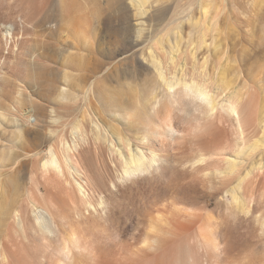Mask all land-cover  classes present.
Wrapping results in <instances>:
<instances>
[{
  "label": "rangeland",
  "instance_id": "374dc122",
  "mask_svg": "<svg viewBox=\"0 0 264 264\" xmlns=\"http://www.w3.org/2000/svg\"><path fill=\"white\" fill-rule=\"evenodd\" d=\"M9 1L13 8L6 12L1 6L8 0H0V72L12 79L33 74L26 60L12 61V53L4 49L5 25L18 34L20 44H36L43 54V74L31 76L33 83L25 81L40 120L31 127L35 136L28 143L42 150L49 146L43 115L53 107L62 116L51 126L56 142L61 137L67 142L79 175L64 170L36 194L30 166L18 174L15 167L19 190L16 194L8 185L6 192L11 208L21 209L22 221L0 222L7 254L0 264H264V0H147L153 4L149 19L134 14L133 0L108 5V0H38L43 11H27V2ZM41 17L46 19L38 24ZM139 29L145 36L136 44ZM155 61L176 83V91L184 79L202 82L222 105L237 95V112L219 104L207 114L202 100L181 97L171 88L167 110L151 116L145 130L126 118L123 107L109 104V96L128 100V94L114 91L137 87L148 78L156 99L161 97ZM62 70L79 81L76 100L62 103L52 97L62 85ZM101 87L107 93L98 98ZM29 105L26 99L24 106ZM10 133L4 136L12 144L16 135ZM100 134L113 140L118 152L99 141ZM219 147L238 160L236 166L211 160ZM130 149L167 158L156 161L149 172L127 176L120 158ZM215 170L229 180L227 186L209 181L212 173L214 180L223 178ZM43 179L38 169L35 181ZM75 180L87 189L85 196ZM31 198L52 216L55 233L39 228Z\"/></svg>",
  "mask_w": 264,
  "mask_h": 264
},
{
  "label": "bare ground",
  "instance_id": "6f19581e",
  "mask_svg": "<svg viewBox=\"0 0 264 264\" xmlns=\"http://www.w3.org/2000/svg\"><path fill=\"white\" fill-rule=\"evenodd\" d=\"M20 1L28 3V4H26L27 11L30 8H32L34 10H40V11L41 10L43 11L45 9V5L39 3L38 0H20ZM59 1H60V4H61V0H59ZM126 1H128L130 3L131 0H126ZM133 1H134V3L130 4V6H131V8L133 10L135 9V11L137 12V13L135 12L134 14L136 16L138 15L139 17H140V15L141 16L143 15L144 16L143 18L146 17V19H149L150 16L152 15V13H153L151 11L152 7H153V4L152 3L150 4V2L149 3L146 2L147 0H133ZM10 2L11 1L8 0L7 5L1 6V7L4 8V10L6 12H8L9 10H11L13 8V5L10 4ZM111 2H112V0H108L107 1V5L110 4ZM18 4L19 3H17V5ZM78 9H80V15H82V10H83L82 3H79ZM19 10H22L21 6H19ZM46 12H48V11H44L43 13L46 14ZM45 19H46L45 17H41V18H39L37 20V23L41 24V23L44 22ZM9 28L10 27L7 26V25L4 26L5 35H6V38H5L6 42L4 43V49H7L10 53H12V61L13 60H15V61L20 60V62H21L22 60H26L27 61V65L29 66L31 71H33V74H32V72H31V75L26 74L25 76H23L24 78H22V79H12V77H10V75H8L3 70H2V72H0V80H2V83H3L2 84L3 86L0 85V222L1 223H3V222L5 223L6 221L12 219V221L14 220L15 223L17 222V223H19V225H21L20 224L21 223L20 221H22L21 209H18L16 206H15V208H11V203L7 199L8 192H6V191H8L7 190V186L8 185L12 186V189H13L14 193L18 192V190H19V188L17 186V185H19V183L17 184L16 182H18V181L15 180V178H14L16 176L15 175V170H14L15 167L19 166V169L16 171V173L18 174V173L22 172L25 168H28L30 166V168H29L30 172H31L30 179L34 183V188H35L34 190H35L36 194L39 193V192L41 193L43 191V189H46V187L49 185L50 181H52L58 175H62L64 170H68V172L72 171V174L74 172L78 173V170H77V165H76L77 162L75 161L73 154L71 155L70 148H69L67 142H65L63 140L64 138L62 139V137H61L56 142L54 130L52 129L51 126H52L53 122H56L58 119L62 118V116L55 114V110H54L53 107H51V108L49 107L50 111L43 115L44 116L43 122H45L48 125L47 133L45 134V136L50 141L49 146L46 148V150H42L41 148H39V146L33 147V146H31L28 143V142H31L33 140L34 136H35V132L31 131V127L37 126L38 123L40 122V120L37 117L36 109H35V105L37 103H36V101H34L31 98L32 96H29L27 94V89H26L27 83H25V81H29V82L33 83V80L31 78V76L32 77H34L35 75L41 76V74H43V72H44L43 71L44 69L42 68L43 65L40 64V60H39V58H42L43 54H41L39 49L36 47V44H35V46L32 45V46H28V47H26V45H22V43L20 44L17 41V38H16L18 34L16 32H11ZM3 35H4V33H3ZM144 36H145V34L143 32H141L140 29H139V31H137V33H136V35L134 37V43L138 44L141 40L144 39ZM8 41H10V42H8ZM135 46H137V45H135ZM135 48L136 47H134V49ZM134 53H135V51H134ZM159 62L155 61L154 64H153L154 65L153 68L156 71L155 76H157L158 79H160L159 84L162 87L161 97L159 96L160 99H159V97H158V99H156L157 95L153 93V86H152V88L150 87V84L148 83V78H145L144 82L142 84H140L139 86H137V87L134 86V85L132 86V85L129 84L127 86V89H123L121 87V88H118L116 91H114V92H118V94H120L121 96H123L122 94H128L130 100L127 98L128 100L124 99V101H121V99L117 95H115L114 93L110 94V96H109V104H113L115 106H118L119 108L123 107L122 108L123 109L122 112L126 116V118L132 117L134 122L141 124L142 127L145 130L149 129L148 127H149V125L151 123L150 122L151 116H153L156 113L158 114L159 111L162 112L163 109L164 110L166 109L165 107H168L167 106V102L169 101V98L172 95L171 91L173 89V85L176 84L175 82L173 83V81L171 79L167 78L166 75L164 76V74H163L164 71H162L164 69L159 66ZM213 62H215V61L213 60ZM21 63H23V62H21ZM12 64H13V62H12ZM13 71H15V72L18 71L16 66L13 68ZM62 72H63V75L61 77V79H62L61 84L62 85L59 86V88H57L56 96L55 97L52 96V97L54 98V101L57 100V101L62 102V103L76 100L78 98V96H79V92H81L80 89H79V81H78L77 77L74 74H71V73H69V72H67L65 70H62ZM192 72L194 73V69L192 70ZM17 74H18V72H17ZM35 79H36V77H35ZM216 80H218V79H216ZM216 80H214V81H216ZM212 81H210L211 84H212ZM219 82L220 81H218L217 84ZM179 83H180V87L179 86H178L179 88L176 87V89L178 88V90L176 91L175 88H174L173 91L175 90L176 93H179L181 95V97L186 95V97L188 96L191 100H197V101H198V99L202 100L201 102L204 103L202 107H203V110L205 111V113L209 114L208 112H210L211 110L214 111V109H216L217 106L219 107V104H221V103H219V101L217 99L219 96H216L215 94H211V92L208 91L209 89H206L207 86L204 87V86L201 85L202 82H201V84H199L200 81H199V83H196V81L195 82H193V81L192 82H188V81L183 79ZM213 83H215V82H213ZM219 84L217 86H220ZM213 87L215 88L216 85L213 86ZM225 88H226V86L224 88H222L223 91H225ZM170 89H171V91H170ZM105 91L107 93V89L106 88L102 89V87H101L99 89V91H97L95 93L97 95L96 97L102 98V95H103V93H105ZM176 93H174V94H176ZM176 96H177V94H176ZM178 97H179V95H178ZM26 99L30 103L29 106H24ZM180 99H182V98H180ZM232 99L234 101H232ZM232 99H229V101L227 100L228 101L227 104L223 103V105L222 104L221 105L223 107H226L227 110L232 111V113L234 114L238 110V106H237L238 103L237 102L239 101V98H238L237 95H233ZM126 103H127V105H126ZM202 103H201V105H202ZM46 110H49V109H46ZM111 111H112L113 114H115V115L117 114V116L120 115V117L121 116L124 117L122 112L119 113L118 109H113ZM116 119H117V117H116ZM124 119H125V117H124ZM237 122H238V119H237ZM93 124L97 128L96 122H94ZM238 126H239V124H238ZM239 128H240V126H239ZM9 129L11 131L10 134L14 133V135H16V137H15L16 140H14L15 142L13 141L12 144L9 143V142H12V141L8 140V138H5V136H4L6 131L9 130ZM240 131H243V130L241 129ZM240 136H242V134ZM117 137L119 138V135ZM98 138H99V141H101L104 144H106V146H108V148L112 149L113 151L115 150V151L118 152V150H116L114 148V146H113V142H112L113 140L112 141L109 140L106 137V135L100 134V136ZM34 140H36V139H34ZM70 144L71 143H69V145ZM73 147H77V143L73 144ZM133 147H135V146H133ZM225 147H224V149L227 148V147L226 148ZM58 148L60 149L59 151H58ZM96 148L99 151L101 149L99 144L97 145ZM214 149L215 150H214V152H213V154L211 156V160H213L214 162L225 161L228 164H230L231 168H232V166L233 167L236 166V163H237L238 160H235L233 158L227 157V154L225 153V151H222L223 148L220 150V147H219V149L217 148L218 149L217 151H216V148H214ZM142 150H144V149H142ZM237 150H238V148H237ZM60 154L62 155L61 158L59 157ZM127 154L128 155L124 154V156L122 158H120V160L123 162L122 163L123 164V168H122L123 172L127 176H131L133 174H136V173H139V172H143L145 170H146V172L148 170H152L150 168H153V166H155L154 163H156V161H158V160L160 162V160L163 159V158L160 159L159 155H158L159 158L157 159V157L155 155L151 154V153H150L151 155L146 156L144 152L139 151L137 149L135 151L131 150L130 153H127ZM208 154H210V153H208ZM95 155H96V153H95ZM85 157H86V155H85ZM166 158H164L163 160H165ZM117 159H119V158H117ZM240 161H242V160H240ZM240 161H239V163H240ZM174 162H175V160H174ZM176 162H177V160H176ZM207 163H208V160H207ZM214 164H216V163H214ZM241 164H240V166H241ZM167 166H169V165H167ZM167 166L165 168H168ZM209 166H210V168H212L213 165L212 166L209 165ZM156 167H157V165H156ZM207 167H208V165H207ZM207 167H205V168L207 169ZM213 167L214 168H212V169L214 170L216 165H214ZM38 169H41L42 172H43V178L44 179H43L42 182H36L35 181V176H36V172H37ZM202 169H204V168H202ZM217 169H220V168L217 167ZM226 169H229V168H226ZM226 169L223 170L224 173L226 172ZM233 169H236V168H233ZM228 171L232 172L233 170L229 169ZM216 172H218L220 174L219 170L218 171L215 170L214 173H216ZM237 172H238V170H237ZM75 173L73 175H75ZM204 173H205V171H204ZM207 173H210V172L207 171ZM156 174H157V172H156ZM192 174H194V173H192ZM196 174H195V176H196ZM212 174H210L212 177L210 178L209 181L212 182V183H215V184H213L214 186L215 185H219V187L220 186L224 187V186L228 185L229 180L225 179L226 177L225 178L223 177V175H224L223 173H222L223 175L220 174L223 178L220 177V178H218V180H214V178H213L214 176ZM78 175H79V173H78ZM188 175H189V173H188ZM208 175L209 174H206V178H207ZM220 175H217V176L219 177ZM227 175L228 174H226V176ZM149 176H151V175H149ZM189 177L191 178L192 176H189ZM201 177H202V175H201ZM207 180L208 179H206V181ZM75 183H76V186H77V189L79 190V192L83 193V195L87 194V193H84V192L87 191V189L85 191L84 186L79 181L75 180ZM176 183H180V182H176ZM174 184L175 183H173L172 186ZM152 185H154V184L152 183ZM189 185H191V184H189ZM178 186H176L177 187L176 190H179V192H181V191H183L185 189V188L183 189L182 187H178ZM190 187H192V186H190ZM170 188H167V189H170ZM128 189H129V187H128ZM167 192H169V191H167ZM174 192L176 193L177 191L174 190ZM127 198H128V196H127ZM180 198H181V196H180ZM35 203L36 202L31 198L30 201H29L30 211L32 213V216H34V218L36 220V223H38L39 228L42 229V230L45 229V231L47 230L48 232L53 230L55 224H54V222L52 220V216L49 213H46V211H44L43 209H38L37 206L35 205ZM99 208H101V207H99ZM54 231H51V232H54ZM53 235H55V234H53ZM212 244H213L212 241H208V245H212ZM6 259H7V254H6V250H5V245L3 243H1V241H0V262L3 263V261H4V263H5Z\"/></svg>",
  "mask_w": 264,
  "mask_h": 264
}]
</instances>
